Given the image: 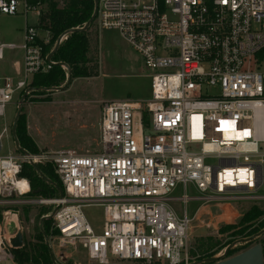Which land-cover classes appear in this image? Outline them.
Masks as SVG:
<instances>
[{
	"label": "built area",
	"instance_id": "obj_1",
	"mask_svg": "<svg viewBox=\"0 0 264 264\" xmlns=\"http://www.w3.org/2000/svg\"><path fill=\"white\" fill-rule=\"evenodd\" d=\"M40 1L0 0V12L28 13ZM97 2L99 28L118 32L150 70V97L104 104L97 152L0 154V263L15 260L12 215L40 205L55 207L59 245L79 246L99 264H194L189 233L202 207L247 201L264 209V0ZM50 42L27 25L22 43H0V60L6 49L23 53L19 79L0 76V116L56 64L44 52ZM24 163H52L63 194L26 198ZM87 207L103 208L100 229Z\"/></svg>",
	"mask_w": 264,
	"mask_h": 264
},
{
	"label": "rangeland",
	"instance_id": "obj_2",
	"mask_svg": "<svg viewBox=\"0 0 264 264\" xmlns=\"http://www.w3.org/2000/svg\"><path fill=\"white\" fill-rule=\"evenodd\" d=\"M67 1L41 0L33 3L32 10L28 13H24L23 10L15 15L0 12V43H22L27 25L39 28L41 35L48 32L53 42L49 20L51 5L56 2L57 6L62 8ZM88 39L89 56L92 58L91 66L94 67L96 74L89 77H72L66 89L57 91L54 88L67 85L70 74L68 68H64L61 64L65 78L58 85L39 89L31 88L27 94L16 92L13 100L6 105L5 116H0V132L5 127L8 129L1 141V155L22 152L15 144L12 131L24 94L26 97L19 117L25 126L26 134L32 139L37 149L32 151L34 154L69 148L80 153L97 152L100 146L99 125L104 104L110 100L146 101L149 99L150 70L143 58L118 32L100 29L94 21L88 28ZM22 59V51L4 50V58L0 60V76L14 77L17 81L22 74ZM31 83L33 85V81ZM144 114L148 119L146 110ZM50 165L52 166V163ZM188 192L197 194L192 185L189 186ZM53 193V190L49 188L47 195ZM25 197L36 196L29 194ZM172 204L181 212L183 206L181 202L175 201ZM198 204L194 201L189 202L187 206L190 214L194 212ZM254 206L262 211L260 221H264V209L247 201L213 203L202 207L197 219L192 222L189 233L190 255L195 260L194 264H215L206 259L220 258L230 244L244 238L241 234H231L232 229L228 230V228H237L246 213ZM54 208L40 205L21 207L20 221L24 241H37V237L42 234L50 255L51 252L53 253L55 264H99L90 259L86 251L79 246L59 245L56 231L52 228V219L42 221L44 213H51ZM84 210L89 222L100 229L103 208L87 207ZM46 231L50 233V236L47 235L49 246L46 242ZM256 243H262L264 247V233L249 247ZM243 247L245 243L238 242L230 248L228 257L249 248ZM0 264L17 263L14 260Z\"/></svg>",
	"mask_w": 264,
	"mask_h": 264
},
{
	"label": "trees",
	"instance_id": "obj_3",
	"mask_svg": "<svg viewBox=\"0 0 264 264\" xmlns=\"http://www.w3.org/2000/svg\"><path fill=\"white\" fill-rule=\"evenodd\" d=\"M93 11L94 0H68L62 8H59L56 2L52 3L49 20L51 22L50 30L53 35V42L44 47L45 54L51 53L55 47L54 43L60 34L69 29L83 27L91 18ZM52 59L56 64L47 72L36 73L32 78L33 85L30 83V87L32 85L31 88L39 89L58 85L65 78V72L60 63H65L71 69V78L94 76L96 71L91 66L92 58L89 56L88 29L76 30L67 34L53 54ZM144 119L147 121L145 114ZM16 136L20 146L25 148V150L30 153L37 150L32 139L26 134L25 126L20 117L16 124ZM20 175L30 180V195L32 196H60V188L64 192L62 182L50 164L34 165L24 163ZM49 180L53 183L49 182ZM49 188L54 192L51 195H47ZM44 214H49V212ZM261 215L262 211L254 206L246 213L237 228L231 227L228 230L232 229L231 234H241L244 238H250L264 230V221H260ZM45 235L50 236L49 231H46ZM257 238L259 236L255 237V239ZM255 239L242 241L245 243L243 248L249 247ZM15 262L17 264H55L42 234L37 237V241L25 240L20 248L15 249Z\"/></svg>",
	"mask_w": 264,
	"mask_h": 264
},
{
	"label": "water",
	"instance_id": "obj_4",
	"mask_svg": "<svg viewBox=\"0 0 264 264\" xmlns=\"http://www.w3.org/2000/svg\"><path fill=\"white\" fill-rule=\"evenodd\" d=\"M97 0H95L94 2V11H93V14L91 16V18L85 23V25L81 28H73V29H69L65 32H63L64 34H69V33H72L76 30H87L89 28V26L95 21L96 19V14H97ZM61 44V40H58L54 49L51 51V53L49 54V59H52L53 57V54L56 52V50L58 49V47L60 46ZM60 64H65V63H60ZM68 70L70 72L69 74V77H68V83L67 85L65 86H59V87H56L54 89H56L57 91H60V90H64L68 87V85L71 83V70L70 68L68 67ZM26 97V94L23 95L21 101H20V105H19V109H18V112H17V117L14 121V125H13V136H14V140H15V144L17 146L18 149H20L21 151H24V149L20 146L19 144V140L16 136V124H17V120L22 112V108H23V103H24V99ZM25 152V151H24ZM49 182H51L49 180ZM53 183V182H51ZM55 184V183H54ZM60 192H61V195L63 194V190L60 188ZM54 210L52 211V213L46 217H43L42 221H44L45 219H48V218H51L54 216ZM13 219L15 221V232H16V235L15 237L12 239V244L14 247H21L23 244H24V238H23V231H22V226H21V223H20V220L17 216V214H13ZM264 233V230H262L261 232L257 233V234H254L252 237L250 238H242L238 241H234V243L230 244L224 255L221 257V258H217V257H211V258H208L206 259V261H213L215 262V264H264V247H263V244L262 243H256L254 244L253 246L243 250L242 252H239L238 254L234 255V256H231V257H228V252L230 250L231 247H233L234 245H236L238 242H241V241H244V240H249V239H254L255 237H258L260 235H262ZM46 236V242L49 246V240L47 238V235ZM51 256H52V259L53 261L55 262V259H54V256H53V253L51 252Z\"/></svg>",
	"mask_w": 264,
	"mask_h": 264
},
{
	"label": "crops",
	"instance_id": "obj_5",
	"mask_svg": "<svg viewBox=\"0 0 264 264\" xmlns=\"http://www.w3.org/2000/svg\"><path fill=\"white\" fill-rule=\"evenodd\" d=\"M23 60V59H22Z\"/></svg>",
	"mask_w": 264,
	"mask_h": 264
}]
</instances>
